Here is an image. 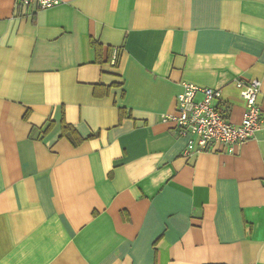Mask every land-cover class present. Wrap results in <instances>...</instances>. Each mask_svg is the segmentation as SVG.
Wrapping results in <instances>:
<instances>
[{
    "label": "crops",
    "instance_id": "crops-1",
    "mask_svg": "<svg viewBox=\"0 0 264 264\" xmlns=\"http://www.w3.org/2000/svg\"><path fill=\"white\" fill-rule=\"evenodd\" d=\"M239 79L264 116V0H0V264H264V130L165 120L190 82L241 123Z\"/></svg>",
    "mask_w": 264,
    "mask_h": 264
},
{
    "label": "built area",
    "instance_id": "built-area-1",
    "mask_svg": "<svg viewBox=\"0 0 264 264\" xmlns=\"http://www.w3.org/2000/svg\"><path fill=\"white\" fill-rule=\"evenodd\" d=\"M23 6L52 8L62 0H17ZM117 58L114 52L113 63ZM183 91L178 95L175 112L165 116L177 128L179 135L188 138L184 154L202 151H217L222 148L234 153L237 146L253 139L256 132L264 130V116L258 103L261 90L259 80H237V86L246 101L241 123L229 121L215 104L222 97L219 89L201 87L183 82Z\"/></svg>",
    "mask_w": 264,
    "mask_h": 264
},
{
    "label": "trees",
    "instance_id": "trees-1",
    "mask_svg": "<svg viewBox=\"0 0 264 264\" xmlns=\"http://www.w3.org/2000/svg\"><path fill=\"white\" fill-rule=\"evenodd\" d=\"M119 57V53L117 54V58ZM119 59V58H118ZM117 64V61H116ZM51 126H49L45 133L49 131ZM62 133L63 135L69 137L70 139L73 140L74 143H79L82 141V138L79 136L78 132L76 131L75 128H73L71 125L67 124L65 121L62 122Z\"/></svg>",
    "mask_w": 264,
    "mask_h": 264
}]
</instances>
